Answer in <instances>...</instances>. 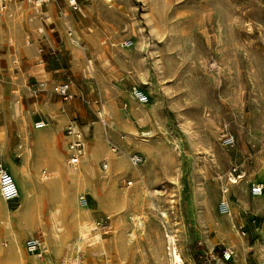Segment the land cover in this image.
I'll return each instance as SVG.
<instances>
[{
    "label": "rangeland",
    "instance_id": "obj_1",
    "mask_svg": "<svg viewBox=\"0 0 264 264\" xmlns=\"http://www.w3.org/2000/svg\"><path fill=\"white\" fill-rule=\"evenodd\" d=\"M7 2L12 21L0 29V156L6 157L8 139L12 163L23 157L15 154L22 138L16 119L29 115L28 130L37 134L46 131L52 112L64 117L62 134L69 123L82 128L86 155L94 144L102 150L74 186L79 206V195L87 200L82 221L102 239L90 235L75 252L74 215L59 205L65 223L46 252V212L42 225H15L25 258L170 264L167 232L186 264H263L264 191L252 196L250 185H264V0H78L79 10L58 0L39 6L33 27L25 6L35 4L0 0V6ZM73 34L82 38L79 45ZM126 39L132 46L123 48ZM62 82L73 100L55 93ZM133 87L146 103L134 99ZM12 105L18 113L6 121ZM38 120L46 125L35 128ZM226 136L234 138L232 146ZM135 153L142 157L138 166L130 162ZM110 158L125 169H114ZM232 167L242 176L238 185ZM21 202L19 196L8 208L15 212ZM29 237L40 238L41 256L25 250ZM225 248L234 251L228 261L221 258Z\"/></svg>",
    "mask_w": 264,
    "mask_h": 264
},
{
    "label": "bare ground",
    "instance_id": "obj_2",
    "mask_svg": "<svg viewBox=\"0 0 264 264\" xmlns=\"http://www.w3.org/2000/svg\"><path fill=\"white\" fill-rule=\"evenodd\" d=\"M10 5L11 4L7 2L4 8H1L0 6V28L3 23H5L6 25L9 24ZM31 22L32 21L29 20L28 24H30ZM77 37H79L80 40L82 39L78 34H77ZM77 37L72 39V42H74L75 45H79V40ZM44 125L46 124L44 123ZM34 127L36 128L35 124H34ZM46 131L36 134V133L29 132L24 127H20L21 136L22 138L26 137V141H27V145L25 146L26 151H27V156L31 157L35 161V165H34V169H32L31 167L27 168V166H24L22 168V176L20 179H18L16 175L14 176L15 183L18 187V195L21 197L22 202H21V206L19 207L17 211L13 212L12 210L7 209L6 216L4 218H0V223L4 226V230H5L3 238L0 239V264H37L36 260L33 259L31 261H28L25 258L23 250H22V244L20 241V238L23 236V233L16 232L14 229L15 225L28 224V223L42 225L41 224L42 213L46 212L47 220L49 222L47 223L49 225V230H48L49 234L43 233V235L46 237L44 244H43V251L46 252L49 249L48 247L50 243H53V244L58 243L59 238H60L59 234L61 231V228L58 227V225L59 224L64 225L65 223L64 219L62 218V211L58 208L59 205L69 207V209L74 215V222H73L74 225L72 229V236H73L72 247L75 250V252L77 249L81 248V245H83L84 243L90 242V239H89L90 235L92 236L93 242H97L101 238L99 233L94 232L93 234H91V231H94L97 228L92 227L88 223L82 221V218H84V215L86 214L88 206L87 205L79 206L78 202L76 201V196H75L76 190L74 187L75 185L79 184L81 180H83L85 175L92 168L91 160L98 159L101 156V153H102L101 147L93 145L92 148L90 149L91 157L85 154V148H84V152L81 156V160L79 164L75 167H71L66 162H64V169L62 170L63 172L62 174L61 171L59 170L60 169L59 166H57L55 163H54L55 164L54 167H56L57 171H54L52 169L53 164L52 162H50V156H53V154H51L52 152L48 150L47 148H43L42 144H44L43 142H45V139H46V135H47ZM4 152H5V147L0 142V155L4 156ZM36 157L38 160L39 168L43 167L42 169H47L49 171V175L42 177L38 173L36 174ZM51 160H54V156H53V159ZM222 160L220 158V162ZM110 162L113 168L116 170H124L126 167L124 162H122L121 160H118L117 158H115L114 160L110 158ZM66 181L69 182L70 184L69 187L66 185ZM241 181L242 179L240 181L238 180L237 185L240 184ZM43 194L45 195V198L48 203H47V206L45 205L44 210L42 212V211H39L40 201H41L39 197L42 196ZM115 199H116V204L123 201L122 197L119 195H117ZM238 200L239 202L240 201L243 202L239 198L237 199V201ZM259 203L261 202L259 201ZM1 211L2 210H1V202H0V213ZM221 211L223 213H226L228 217L230 216L229 212H231V210L229 211L228 208L225 209L221 207ZM3 214L5 213L3 212ZM161 214L164 217H166V214L164 212ZM154 230L156 231V229ZM220 233L221 231L219 232V234ZM169 234L166 232L164 235L167 237V243L169 246L168 247L169 263L170 264H186L184 260L185 259L184 256H182L180 250H177L174 246L175 239L173 238L172 235H169ZM3 242H5L4 245H3ZM98 246L100 245L98 244ZM36 257H39V256H36ZM73 261H74V264H79V260L77 258H74Z\"/></svg>",
    "mask_w": 264,
    "mask_h": 264
},
{
    "label": "built area",
    "instance_id": "obj_3",
    "mask_svg": "<svg viewBox=\"0 0 264 264\" xmlns=\"http://www.w3.org/2000/svg\"><path fill=\"white\" fill-rule=\"evenodd\" d=\"M35 5H43L50 1H57V0H30ZM71 9L79 10V2L78 0H63ZM2 3L6 2V0H1ZM4 8V5H1ZM121 47L128 48L132 46V41L130 39H126L120 43ZM55 93L59 95L62 100L68 101L74 98V95L70 91V86L68 82L59 83L55 87ZM131 95L136 99L139 103H146L148 98L146 94H144L141 90L136 87H133L131 90ZM99 117V116H98ZM100 118V117H99ZM44 122H37L35 123L36 128L43 127ZM64 134L67 137V149H68V158L67 162L72 165L76 166L79 164L81 156L84 152V135L83 130L80 126L76 123H69L65 129ZM224 142L226 145L232 146L234 144V138L231 136H226L224 138ZM130 162L133 166H138L142 163V157L140 154H133L130 157ZM106 166L104 165V168ZM231 175L233 177L232 182L235 183L238 179L242 176L238 173L235 167L231 169ZM264 191L263 183L253 182L250 185V194L252 196H261ZM0 196L1 198L6 201H12L18 198V187L15 183L14 177L8 171V169L0 163ZM79 201L82 205H86L87 200L85 195H79ZM228 202L226 200H221V207L228 208ZM175 243V241H174ZM41 245L42 242L38 237H29L24 241V248L25 250L32 255L41 256ZM175 246V244H174ZM233 251L232 249L225 248L221 253V258L223 261H228L232 258ZM213 258V257H211ZM214 259V258H213ZM207 264H214L211 259L207 261ZM264 264V263H263Z\"/></svg>",
    "mask_w": 264,
    "mask_h": 264
},
{
    "label": "crops",
    "instance_id": "obj_4",
    "mask_svg": "<svg viewBox=\"0 0 264 264\" xmlns=\"http://www.w3.org/2000/svg\"><path fill=\"white\" fill-rule=\"evenodd\" d=\"M58 1V0H57ZM57 1H51V2H57ZM62 1V0H61ZM64 2V1H63ZM65 3V2H64ZM45 5H47L45 3ZM41 6V5H40ZM36 8V9H35ZM12 6L10 5L9 7V24L7 26H9L11 24V12H12ZM25 9H27V14H28V18L30 19V21H32V25L31 23L30 24H27L28 26L30 27H33V19H36V14H39L40 13V9H39V5H36L35 7L31 8L30 6H25ZM1 29V28H0ZM40 32H41V29H38ZM73 37H76L75 34H73ZM11 38H9L10 40ZM30 50H24V53H29ZM71 91V90H70ZM72 93V92H71ZM61 98V97H60ZM62 99V98H61ZM74 99V98H73ZM71 99V100H73ZM70 101V100H68ZM54 109V107H52V110ZM18 111V108L14 107L13 105L11 107L8 108V112L4 115V119L6 121H8L10 119V116L14 117L16 116L15 112ZM52 115V121L48 122V127L46 128V132H47V135H46V139H45V142H43L44 144L43 145V148H47L48 150H50L54 156V160H51L53 159V156H50V162H52L53 164V167L52 169L54 171H57L56 167H54V165L56 164L57 166H59V170L61 171V173L63 174L62 170L64 169V162H66L69 166L71 167H75V166H72L70 165L68 162H67V158H68V149H67V137L65 136L64 134V129H63V134L61 132L62 130V126L64 125L65 121H64V117L62 116H57V115H54V112L51 113ZM27 119V120H26ZM23 120V121H22ZM29 115H22L21 117H19L18 119H16V123H15V130L17 131V129L20 127H24L26 130H28L29 128ZM41 120H38L37 122H39ZM44 122V121H43ZM24 123V124H23ZM45 123V122H44ZM26 124V125H25ZM42 128V127H41ZM29 131V130H28ZM49 132V133H48ZM51 135V136H50ZM18 136V135H17ZM50 138H49V137ZM6 139V138H5ZM18 140H19V144L17 146V149L15 151V154L17 156H19V158L23 155L22 159L20 160V162L18 164H13L12 161L10 160L11 159V155H12V149L10 147V143L8 141V139H6V143L8 144V148H7V152H6V157H2L4 159H6V161L8 162L7 165L0 161V163H2L7 169L8 171L11 173L13 172L16 177L18 179L21 178L22 176V168L24 166H27V168H32L34 169V165H35V161L27 156V151H26V148L25 146L27 145V141H26V137L24 138H21V137H18ZM25 142V143H24ZM50 142V143H49ZM22 145V146H21ZM95 145V144H94ZM96 146H98L96 144ZM50 147V148H49ZM22 148V149H21ZM24 148V149H23ZM53 150V151H52ZM66 153V159L63 160V155ZM81 160V159H80ZM80 162V161H79ZM55 163V164H54ZM31 165V166H30ZM52 166V165H51ZM77 166V165H76ZM48 172V173H47ZM39 174L40 176H47L49 175V171L47 169H41L39 168V165H38V160H37V157H36V174ZM12 174V173H11ZM13 175V174H12ZM14 177V176H13ZM68 181H66V185ZM19 198V196H18ZM41 199V201H43L45 203L46 199H43L45 198V195L43 194L42 196L39 197ZM40 201V202H41ZM0 202H1V213H0V218H4L6 216V213H7V209L8 208V202L4 201L1 196H0ZM44 207H45V204L44 205H40V210L39 211H42L44 210ZM5 210V211H4ZM3 212L5 214H3ZM4 233H5V230H4V226L0 223V239L3 238L4 236ZM244 243V241H243ZM240 244H241V241H240ZM233 251V250H232ZM234 252V251H233ZM234 264H242V262H234Z\"/></svg>",
    "mask_w": 264,
    "mask_h": 264
}]
</instances>
